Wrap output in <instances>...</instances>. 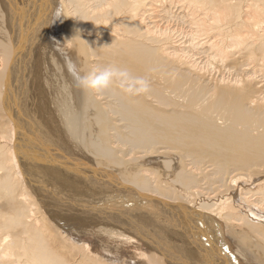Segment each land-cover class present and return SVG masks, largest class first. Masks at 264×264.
Returning a JSON list of instances; mask_svg holds the SVG:
<instances>
[{"label": "bare ground", "instance_id": "6f19581e", "mask_svg": "<svg viewBox=\"0 0 264 264\" xmlns=\"http://www.w3.org/2000/svg\"><path fill=\"white\" fill-rule=\"evenodd\" d=\"M0 264H264V0H0Z\"/></svg>", "mask_w": 264, "mask_h": 264}, {"label": "clouds", "instance_id": "9594fccd", "mask_svg": "<svg viewBox=\"0 0 264 264\" xmlns=\"http://www.w3.org/2000/svg\"><path fill=\"white\" fill-rule=\"evenodd\" d=\"M67 69L77 87L85 90L91 89L98 93L102 89H107L109 87L113 75V69L106 68L101 70L99 74L92 73L82 76L80 75L77 65L71 61L67 62Z\"/></svg>", "mask_w": 264, "mask_h": 264}, {"label": "rangeland", "instance_id": "374dc122", "mask_svg": "<svg viewBox=\"0 0 264 264\" xmlns=\"http://www.w3.org/2000/svg\"><path fill=\"white\" fill-rule=\"evenodd\" d=\"M73 192V191H72ZM75 193V192H74Z\"/></svg>", "mask_w": 264, "mask_h": 264}]
</instances>
